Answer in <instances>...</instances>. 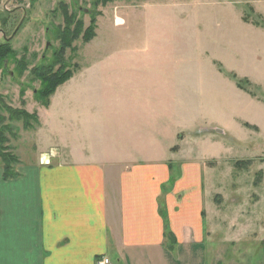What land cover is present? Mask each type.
<instances>
[{"label": "rangeland", "instance_id": "1", "mask_svg": "<svg viewBox=\"0 0 264 264\" xmlns=\"http://www.w3.org/2000/svg\"><path fill=\"white\" fill-rule=\"evenodd\" d=\"M67 14L71 29L81 23L83 30L65 52L74 73L99 58L134 65L136 74L154 68L168 69L169 80L176 69L183 76L198 117L195 150L208 161L201 169L205 233L192 264H264V0H0V48L12 50L0 53V146L16 173L4 178L0 155V224L1 208L17 207L7 203L15 183L7 193L6 181L54 157L55 137L19 111L39 117L48 108L32 69L55 63ZM67 97L68 82L55 95L61 103Z\"/></svg>", "mask_w": 264, "mask_h": 264}, {"label": "crops", "instance_id": "2", "mask_svg": "<svg viewBox=\"0 0 264 264\" xmlns=\"http://www.w3.org/2000/svg\"><path fill=\"white\" fill-rule=\"evenodd\" d=\"M98 59L38 112L54 157L6 181L17 207L1 208L0 264H192L208 163L195 150V100L177 69L169 80L168 69Z\"/></svg>", "mask_w": 264, "mask_h": 264}, {"label": "trees", "instance_id": "3", "mask_svg": "<svg viewBox=\"0 0 264 264\" xmlns=\"http://www.w3.org/2000/svg\"><path fill=\"white\" fill-rule=\"evenodd\" d=\"M67 25L63 32H59V37L62 42L61 50L56 53L55 63H50L47 65H39L32 69V72L35 77L39 78L42 82V88L36 93L38 96V101L45 106H49L50 98L55 94L56 90L59 86L65 84L72 76L73 70L68 69L67 64L65 62V52L68 47H71L72 42L77 40L82 34V24H77L76 27L71 29V25L73 24V16H66ZM95 36L93 25H91L86 32L83 33V37L85 40L90 41ZM11 47L9 44H5L0 48L1 57H6L7 55H11ZM59 64L61 65L58 71L55 70V66ZM10 114L16 113L13 109L9 108ZM19 114L25 116V119H34L39 123V117L36 114H29L25 111H19ZM29 126V125H28ZM0 155L4 161H6L4 178L10 179L16 176V173H9V162L8 158L1 154V146H0ZM12 161V160H11ZM10 161V162H11Z\"/></svg>", "mask_w": 264, "mask_h": 264}, {"label": "built area", "instance_id": "4", "mask_svg": "<svg viewBox=\"0 0 264 264\" xmlns=\"http://www.w3.org/2000/svg\"><path fill=\"white\" fill-rule=\"evenodd\" d=\"M108 263H109L108 259H105V261L103 262V264H108Z\"/></svg>", "mask_w": 264, "mask_h": 264}, {"label": "bare ground", "instance_id": "5", "mask_svg": "<svg viewBox=\"0 0 264 264\" xmlns=\"http://www.w3.org/2000/svg\"><path fill=\"white\" fill-rule=\"evenodd\" d=\"M119 24L123 23L121 19H118Z\"/></svg>", "mask_w": 264, "mask_h": 264}]
</instances>
